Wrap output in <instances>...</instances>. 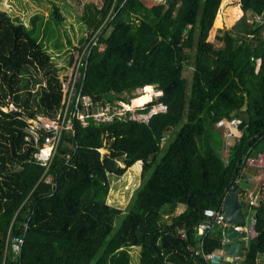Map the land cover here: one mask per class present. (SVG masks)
I'll list each match as a JSON object with an SVG mask.
<instances>
[{"label": "trees", "instance_id": "trees-1", "mask_svg": "<svg viewBox=\"0 0 264 264\" xmlns=\"http://www.w3.org/2000/svg\"><path fill=\"white\" fill-rule=\"evenodd\" d=\"M148 1L84 5L80 20L88 29L111 13V30L91 51L83 93L102 105L121 101L141 107L140 97L132 99L134 90L161 91L173 82L171 94L139 112L159 104L167 111L149 122L132 120L128 113L111 122L90 120L87 127L74 122V133L63 134L46 172L36 149L24 141L22 117L58 113L61 72L25 22L0 7V264H209L206 256L221 249V232L203 234L199 223L204 210L220 209L238 184L243 150L264 149V26L250 22L264 15V0H224L219 12L222 0ZM50 3L62 24L57 3ZM217 12L216 24L226 13L229 26L240 20L211 42ZM190 61L189 79L185 63ZM73 62L71 54L69 67ZM244 91L248 122L239 111ZM11 103L17 111H4ZM231 118L241 119L242 133L225 158L227 143L217 141L212 128ZM183 120L159 161L166 132ZM140 161L146 185L124 212L108 202L109 175L125 176ZM243 195L242 189L241 202ZM180 203L186 210L167 218ZM254 219L255 234L240 264H264V186ZM15 235L23 236L18 252L10 241ZM135 248H140L137 262Z\"/></svg>", "mask_w": 264, "mask_h": 264}, {"label": "built area", "instance_id": "built-area-1", "mask_svg": "<svg viewBox=\"0 0 264 264\" xmlns=\"http://www.w3.org/2000/svg\"><path fill=\"white\" fill-rule=\"evenodd\" d=\"M110 16L111 13L99 26L91 28L85 34L84 40L78 43L75 48L71 50L74 61L73 65L67 68L59 77L64 97L62 106L58 113L52 117L44 115L22 117V120L25 122L23 130L24 141L27 146L36 149V160L42 167H44L45 172L49 169L54 156L58 152L63 134L74 133V122L77 121L81 124V126L87 127L90 120H93L96 123H104L111 122L114 117L122 118V116L117 112H108L111 110V106L113 105H102L100 102H95L91 96L83 93L89 56L103 33L108 31L107 28ZM250 22L254 23L256 26H264V15H254ZM256 63L258 67L259 60H257ZM152 102L153 99H151L149 104ZM121 104L125 105L123 102H121ZM113 109H115V107H113L112 110ZM3 110L17 111L13 104H10L9 107H4ZM166 111L167 107L162 104L161 111H157L155 109L152 110L146 120H137L133 117L130 119L140 122H149L148 120L152 115ZM224 123L229 126V129L231 128L228 130V136L231 137L233 135L232 129L239 126L241 119L231 118L224 120ZM240 163L244 169H252L254 171L264 173V150H253L251 147L245 148L241 153ZM46 182H51L50 176H47ZM243 191V197H245L242 201V212L244 217L243 225L226 221L222 207L220 209L208 208L204 210V218L199 223V231L206 234L208 232L219 230L222 234L221 245L223 246L226 242L224 231L229 226H232L234 230L240 234L239 238L244 241L245 248L248 239L255 234L254 209L259 205L260 194L249 188H246V190ZM247 218L249 220L248 223L246 222ZM10 241L14 245V250L18 252L23 242V236H12ZM219 251L206 256L209 264L216 255L220 257L223 255L221 249ZM241 259L242 257L236 258L235 260L239 261L240 264Z\"/></svg>", "mask_w": 264, "mask_h": 264}, {"label": "rangeland", "instance_id": "rangeland-1", "mask_svg": "<svg viewBox=\"0 0 264 264\" xmlns=\"http://www.w3.org/2000/svg\"><path fill=\"white\" fill-rule=\"evenodd\" d=\"M50 1L51 0H4V2H2V5L0 4V7L5 8L9 12H11L12 17L15 21H17V18H20L25 22V24L31 29L32 34L38 39L42 46H44L45 50H47L52 56L54 64L58 68L59 72H61L59 73V76H61L63 74L62 71L64 69H67L70 65V51L72 50L71 44H76L83 41L85 34L90 30L83 24L84 22L80 20V12L83 11L84 5L96 4L101 8L106 3V0H53L57 3L58 8L60 9L64 18V22L62 24L58 23L56 18L51 14L53 4L50 3ZM223 2L224 0L221 1L218 12L220 11ZM239 2L241 3V0H239ZM153 3L162 4L164 3V0L148 1V4ZM227 6L228 8L226 11H230L232 5L227 4ZM218 12L216 14L212 30L209 33V41L211 42L214 41L216 34L220 33L221 30L232 28V26L238 21L236 20L232 26H229V24L227 23L229 16L228 13H226L224 14V19L220 22V25L216 24L217 19H219ZM250 14V12L246 11L244 15H248L249 17ZM243 16H241V18ZM107 29L108 31L104 33L106 36L110 33L111 28ZM192 65L193 63L191 61L185 63V70L187 71V73L185 74L186 78L190 79L188 72L190 71ZM152 87L153 88L147 90L136 89L131 93L132 99L134 101H137V99L140 97L139 103L141 107L128 109L125 107V105L121 104V102L115 101L114 105L111 106V110H109L108 112H117L122 117L125 116V113H129L130 118L133 117L137 120H146L152 110L155 109L157 111H161L162 104H159L152 106L147 113L139 112L145 109V106L149 104L148 101H150L151 99L155 101V99L161 96V91H158L155 86ZM123 96L128 95L124 94ZM113 107H115V109L112 110ZM184 123L185 120L166 132L165 137L162 141L161 152L158 155L159 161L162 159L163 154L165 153V150L167 149L171 141L177 137L178 132L180 131ZM228 128V125H226L225 123L212 128V132L216 134L217 141H224V134L228 133ZM107 148L108 146H104L100 150V154H106ZM228 152L229 149L226 148L224 156H228ZM154 168L152 169L149 176H151L154 172ZM241 174L242 176H240L241 179L239 180V184L243 190H246V188H253V186L260 190L264 186V173L254 171L252 169L242 168ZM109 177L111 180V187L108 195V202L111 205L122 208L124 212L129 211L134 201L136 200V191L138 189V191H140L144 187V185H146L147 179L143 180L142 178V162L140 161L139 163H137L125 174V176L118 177L115 175H109ZM256 177H259V179L261 178L260 181H258L259 179H257ZM243 199H245V197H243L242 200ZM132 200L133 203H131ZM121 221L122 216H118L115 220V226L118 227ZM246 221L247 223L249 222L248 218L246 219ZM132 254L134 260L137 262L138 256L140 255V248H135L132 251Z\"/></svg>", "mask_w": 264, "mask_h": 264}, {"label": "water", "instance_id": "water-1", "mask_svg": "<svg viewBox=\"0 0 264 264\" xmlns=\"http://www.w3.org/2000/svg\"><path fill=\"white\" fill-rule=\"evenodd\" d=\"M174 87V83L172 82L167 87L161 90V95H169L172 93ZM243 103L239 108V111L243 112L242 118L248 122L250 117L247 112L248 109V94L246 91L243 93ZM241 154L239 156V161L237 165L240 164ZM241 187L238 184H235L230 192H228L227 196L223 202V211L224 218L228 222H232L234 224H244L243 217V204L240 201ZM224 235L226 238V242L221 247V252L223 255L220 257L216 255L210 264H239V261L235 260L236 258H240L242 256V252L244 250V241L240 239V234L234 230L232 226H229L225 229ZM220 261V262H219Z\"/></svg>", "mask_w": 264, "mask_h": 264}, {"label": "crops", "instance_id": "crops-1", "mask_svg": "<svg viewBox=\"0 0 264 264\" xmlns=\"http://www.w3.org/2000/svg\"><path fill=\"white\" fill-rule=\"evenodd\" d=\"M246 11H248L247 9H246ZM240 20V19H239ZM238 20V21H239ZM237 21V22H238ZM236 22V23H237ZM235 23V24H236ZM234 24V25H235ZM233 25V26H234ZM232 26V27H233ZM231 29V28H230ZM212 30V29H211ZM217 33V32H216ZM217 35V34H216ZM260 61V60H259ZM259 64H260V62H259ZM258 67H259V65H258ZM258 67H257V63H256V70L258 69ZM222 124H224V121L222 122V123H220V124H218V125H222ZM229 127V126H228ZM239 127V126H238ZM238 127H236V128H233L232 129V132H233V135L231 136V137H229L228 136V133H226V134H224L225 135V141H226V143H227V146L228 145H230V146H232L235 142H237L238 141V139L240 138V136H241V133H242V131H240L239 130V128ZM227 129V128H226ZM231 129V128H230ZM229 128H228V130H230ZM230 133V132H229ZM230 146H228L227 148L229 149V147ZM253 149V148H252ZM256 150H260V149H256ZM225 158H227V156H225ZM241 172H242V170H241ZM241 172H240V175H239V177H238V185L240 186V184H239V180L241 179V177L240 176H242V174H241ZM257 179H259V177H256ZM261 179V178H260ZM260 179L258 180V181H260ZM242 189V188H241ZM249 189H253V190H255V192L257 191L259 194H260V190L259 189H257V188H255L254 186H253V188H249ZM186 210V205L185 204H182V203H180V204H177V206L176 207H174V211H173V213H171L170 215H169V217L168 218H170V220H172V218H173V216L174 215H177V214H179V213H181V212H183V211H185Z\"/></svg>", "mask_w": 264, "mask_h": 264}, {"label": "bare ground", "instance_id": "bare-ground-1", "mask_svg": "<svg viewBox=\"0 0 264 264\" xmlns=\"http://www.w3.org/2000/svg\"><path fill=\"white\" fill-rule=\"evenodd\" d=\"M259 62H260V61H259ZM258 69H259V67H258ZM258 69H257V70H258ZM150 88H153V87H149V88H145V89H141V90H147V89H150ZM9 101H10V100H9ZM9 101H8V102H9ZM11 102H12V101H11ZM9 103H10V102H9ZM9 103H8V104H9ZM11 104H12V103H11ZM125 107L128 108V109L135 108V107L130 106V105H127V104H125ZM156 107H157V106H156ZM16 108H17V107H16ZM136 108H137V107H136ZM128 114H129V113H128ZM156 115H157V114H156ZM154 116H155V115H154ZM150 121H151V120H150ZM247 147H248V146H247ZM253 149H255V148H253ZM255 150H256V149H255ZM263 150H264V149H263ZM240 164H241V163H240ZM239 167H240V166H239ZM241 190H242V189H241ZM55 191H56V190H55ZM240 198H241V197H240ZM246 222H247V221H246ZM208 233H209V232H208ZM245 249H246V248H245ZM241 257H242V256H241ZM242 258H243V257H242ZM242 260H243V259H242ZM241 262H242V261H241ZM242 263H243V262H242Z\"/></svg>", "mask_w": 264, "mask_h": 264}]
</instances>
